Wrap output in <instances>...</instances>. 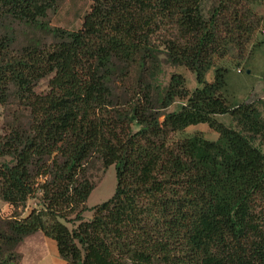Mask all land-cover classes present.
I'll return each mask as SVG.
<instances>
[{
  "label": "trees",
  "instance_id": "1",
  "mask_svg": "<svg viewBox=\"0 0 264 264\" xmlns=\"http://www.w3.org/2000/svg\"><path fill=\"white\" fill-rule=\"evenodd\" d=\"M202 2L93 0L81 28L68 31L46 21L56 0H0V23L52 35L19 48L13 34L0 40V106L15 99L29 111L28 125L0 134V157L10 158L0 198L18 209L41 193L40 209L0 223V264H22L18 247L37 232L68 264H264V151L254 144L264 145V117L255 103L228 105V70L215 66L261 44L247 50L261 23L252 6L264 0H217L208 17ZM159 54L199 87L190 92L180 74L155 87ZM199 124L218 139L172 138ZM95 157L115 165L116 191L84 220ZM71 220L72 230L62 222Z\"/></svg>",
  "mask_w": 264,
  "mask_h": 264
},
{
  "label": "rangeland",
  "instance_id": "2",
  "mask_svg": "<svg viewBox=\"0 0 264 264\" xmlns=\"http://www.w3.org/2000/svg\"><path fill=\"white\" fill-rule=\"evenodd\" d=\"M217 0H203L202 10L205 17H208L215 6ZM93 0H56L54 9H52L46 21L50 28H60L68 31H77L81 28L85 15L90 11ZM253 11L261 19L259 29L252 37V41L249 44L247 50L250 51L254 44L261 43L254 48L253 58L256 60V65L253 64L252 59L249 63L244 64V60H239L236 55H230L222 59H216L215 66L226 68V87L224 89V97L228 105L235 106L244 103L250 99V95L253 93V89L257 91L259 84L264 82V2H257L252 6ZM11 30V31H10ZM13 34L15 42L13 48H19L25 46L31 42H44L48 43L52 41V35L49 32L42 31L38 26L27 25L19 22H12L10 20L0 23V40L6 38L8 35ZM257 43V44H258ZM253 44V45H252ZM248 54V53H247ZM160 72L158 79H151V83L157 87L160 91L165 90L168 87L170 79L174 74H180L185 78L186 88L193 91L199 87L195 74L184 66H176L171 64L164 54L158 56ZM243 62V63H242ZM251 62L254 71L261 72L260 76H255V72L249 74L251 71ZM214 77V69L210 70L207 75V80H212ZM138 73L135 72L125 82V85H133L136 83ZM251 78V79H250ZM49 77L42 79L36 84L35 90L38 93L46 92L48 90ZM118 86L122 88V85L118 83ZM123 90L118 91L121 94ZM250 101V100H248ZM182 101H176L165 112H173L180 108ZM164 117H161L163 121ZM220 122L229 124L231 121L227 115L225 117L218 116ZM19 123L23 126L29 123V111L28 109L20 105V103L13 99L8 105L0 106V134H5L12 123ZM196 132H201L203 136L208 140H217L218 133L210 129L207 124H199L188 127L186 130L180 133L173 134V139H180ZM254 144L264 151V145L260 144L259 140H256ZM10 158H1L0 165L5 161H9ZM88 178L94 184V190L89 196L86 207L87 209L83 213L84 220L92 219L94 212L92 208L98 204H101L109 200L116 191L117 178L116 167L111 165L105 167L99 158H93L90 161L88 167ZM38 181H43L39 178ZM40 196L41 193H36L34 197L29 199L24 207L15 209L10 204L4 202L0 198V223L5 222L16 216L18 219L25 218L33 209H40ZM73 218V216H71ZM70 230H72L78 222L76 221H62ZM42 233V232H41ZM45 236V235H44ZM51 244L56 246L55 241L50 239ZM35 239H28L25 243H21L18 247V251L23 253L22 264H53V262L46 259L43 248L39 247L40 244ZM64 261V260H63ZM64 264H68L64 261Z\"/></svg>",
  "mask_w": 264,
  "mask_h": 264
},
{
  "label": "crops",
  "instance_id": "3",
  "mask_svg": "<svg viewBox=\"0 0 264 264\" xmlns=\"http://www.w3.org/2000/svg\"><path fill=\"white\" fill-rule=\"evenodd\" d=\"M264 31V29H262ZM253 45V44H252ZM253 48V46L251 47V49ZM254 51V49H253ZM253 51L251 52V54L243 61L244 64H247L250 62V60L252 59L253 64L256 65V60L255 58H253ZM242 62V63H243ZM251 71H249V74L255 72L254 68L252 67V62H251ZM256 73V72H255ZM260 74H262L261 72H257L255 74V76H260ZM251 79V78H250ZM211 81V80H209ZM256 89V88H255ZM253 89V93L252 95H250V101H244V103H255L257 104V106L259 107L260 112L262 113V116L264 117V82L260 83L257 91ZM237 106V105H235ZM233 106V107H235ZM223 117L227 116V115H221ZM218 118V116H217ZM231 121V120H230ZM226 124V123H225ZM231 124V122L229 123ZM35 239V241L37 240V242L40 244V248H43V251L45 252V256L46 259H48L49 261L53 262V264H64V261L60 258L59 253H58V248L57 245L54 246V244H51L50 242V238H47L46 236H44L43 233L41 232H37L35 234H32L28 237H26L24 239V241L22 242L25 243L28 239ZM52 240V239H51ZM38 243H35V245H37ZM56 243V242H55ZM21 244V245H22ZM20 252V251H19ZM21 253V252H20ZM21 255L23 256V253H21Z\"/></svg>",
  "mask_w": 264,
  "mask_h": 264
},
{
  "label": "built area",
  "instance_id": "4",
  "mask_svg": "<svg viewBox=\"0 0 264 264\" xmlns=\"http://www.w3.org/2000/svg\"><path fill=\"white\" fill-rule=\"evenodd\" d=\"M263 33H264V31H263Z\"/></svg>",
  "mask_w": 264,
  "mask_h": 264
}]
</instances>
